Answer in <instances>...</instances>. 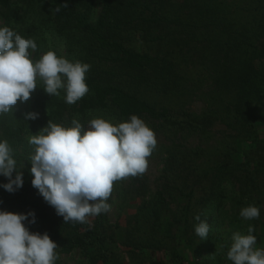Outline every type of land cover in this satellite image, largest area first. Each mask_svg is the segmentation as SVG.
<instances>
[{"label":"trees","instance_id":"trees-1","mask_svg":"<svg viewBox=\"0 0 264 264\" xmlns=\"http://www.w3.org/2000/svg\"><path fill=\"white\" fill-rule=\"evenodd\" d=\"M25 1L23 12L3 13L5 26L26 39L49 33L66 59L90 64L89 92L69 105L63 90L50 96L37 78L31 98L0 115V141H8L24 180L15 193L0 187V210L34 211L29 230L47 232L60 252L79 249L87 264H205L194 258L205 245L194 232L197 214L210 226L208 237L217 236L207 264H232L230 246L220 241L226 222L230 234L253 225L256 246L264 248V0H101L95 18L94 0ZM64 3L68 8L50 12ZM134 38L143 39L142 49ZM196 97L205 102L199 112L186 107ZM28 112L39 116L25 120ZM131 115L165 138L151 155L163 162L156 189L146 172L114 182L123 218L113 224L106 212L64 223L32 187L34 147L25 131L39 132L49 120L70 127L75 118L87 128L92 118L123 122ZM218 123L225 129L215 137ZM195 137L205 145L189 144ZM248 205L260 209L259 219L240 217Z\"/></svg>","mask_w":264,"mask_h":264},{"label":"clouds","instance_id":"clouds-1","mask_svg":"<svg viewBox=\"0 0 264 264\" xmlns=\"http://www.w3.org/2000/svg\"><path fill=\"white\" fill-rule=\"evenodd\" d=\"M61 8H68V4L56 5L50 12L58 13ZM36 49L34 39H26L8 26L0 27V115L12 111L18 101L27 102L37 88V78L50 96H59V90H63L69 105L88 94L86 73L90 64L71 62L51 50L33 61ZM38 116L28 112L25 120ZM38 133L28 137L34 147L29 160L31 184L64 223H87L89 217L110 211L107 201L114 182L143 175L157 146L155 132L137 115L123 122L92 118L87 128L75 118L70 127L49 120ZM0 175L7 179V183L0 184L7 192L22 188L23 173L17 170L7 140L0 141ZM239 215L245 220L259 219L260 209L248 205ZM194 219L195 235L206 240L209 224L199 214ZM26 221L36 222L34 211L25 214L0 210V264H55L58 244L47 232L30 231ZM254 231L249 225L247 234H232L226 254L232 264H264V248L256 246ZM214 254L210 255L213 259Z\"/></svg>","mask_w":264,"mask_h":264},{"label":"rangeland","instance_id":"rangeland-1","mask_svg":"<svg viewBox=\"0 0 264 264\" xmlns=\"http://www.w3.org/2000/svg\"><path fill=\"white\" fill-rule=\"evenodd\" d=\"M26 1L25 0H16L13 5H11V7H1L0 6V27L5 26V16L3 15V13L7 12V11H11L13 12H23L24 8L22 7V5H25ZM49 8V7H48ZM101 9V0H94V4H93V8H92V13H93V18H95L98 13L100 12ZM45 11H49L48 9ZM50 18H52V16L50 15ZM138 36H140V32L137 31L136 33ZM42 33L39 34V36H32V39L35 40L36 44H37V49L35 52H32V56L31 59L33 61L39 60L36 59L35 57L38 56L39 58L46 53L47 51L51 50L54 51V47L52 48V43H53V38L52 35L49 33H45L42 36ZM138 38H134V41L136 42L135 44L138 45V47L140 49L143 48V46L145 45V42L143 41V39L141 38V40H136ZM138 41V42H137ZM132 43V42H130ZM147 44L151 45L150 49L152 50L156 48L155 45H153V42H148ZM31 51V50H30ZM66 51V48H64V46L61 44L60 46H56V49L54 52H57L58 56H64V53ZM207 84V83H206ZM204 101L201 97H196L193 101H190L186 104V107L191 109L192 111H197L199 112L203 106H204ZM148 125L152 124V122H150L148 119L146 118H142ZM119 122H121L119 120ZM225 129V125L222 124H216L213 127V131L215 133V137H219L221 135V131ZM38 131H34V128L31 127L27 128V130L25 131V138L28 139V137H30L31 135L37 134ZM156 139H157V144H159L160 142L165 141L164 136L158 132L156 134ZM205 141L201 140L199 137H195V138H191L189 144H193V145H197V144H204ZM215 140L211 139L210 140V144L214 143ZM163 167V162H162V157L161 156H150L148 158V169L146 171V174L148 175V179H149V186L151 190H155L157 187V181L156 178L158 177V175L160 174V170ZM120 184H126L127 181L124 183L123 180L119 182ZM113 195H112V200L110 201V205H111V210L108 211V215H109V219L111 221V223H116L118 221V219L123 218L124 215V210L121 209L120 207V201L121 199L118 197V193L116 190L113 191ZM231 226H229V224L226 222V224H222L220 227V241H223L225 243V240L227 242V244L230 246L231 244V237L232 234L236 231H240L242 233V230L240 228H235L234 232L232 234H230L228 231L231 230ZM218 233V235H219ZM245 232H243L244 234ZM217 231H215V229H213V235L216 236ZM216 237H208L207 240H204V244L203 245V249L202 250V256H198L197 254H195L194 258L198 259V261H200L201 263H209L214 261L213 258L210 256L213 253L209 250H207L209 247L212 248L213 245H217L216 243ZM198 240H200L199 238H197ZM201 241V240H200ZM195 248H197V246H194ZM206 248V249H205ZM217 248H219L217 246ZM58 255H59V260L63 263V264H87V260L86 258H84V256L82 255L81 251L79 249L73 250L70 253H64V252H60L58 250V248L56 249ZM150 264H153L150 262ZM155 264H160V263H155ZM227 264V263H226Z\"/></svg>","mask_w":264,"mask_h":264}]
</instances>
